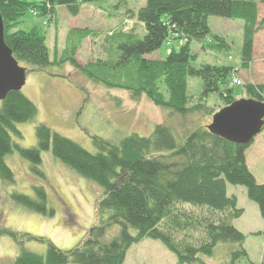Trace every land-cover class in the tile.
Masks as SVG:
<instances>
[{
    "label": "trees",
    "instance_id": "16d2710c",
    "mask_svg": "<svg viewBox=\"0 0 264 264\" xmlns=\"http://www.w3.org/2000/svg\"><path fill=\"white\" fill-rule=\"evenodd\" d=\"M92 2L0 0L4 42L23 68L45 70L68 64L94 84L125 91L135 101L145 97L165 110L168 118L179 116L180 125L187 117H212L215 107L207 105L211 94L219 98L222 107L236 101L229 85L234 69L229 65L194 67L197 57L190 46L210 36V17L241 21L240 67L248 69L253 60L254 37L264 29V22H258L257 2L144 0L143 6L126 12L127 19L141 26V33L143 29L142 38L141 33L121 28L105 34L87 29L70 30L64 51L52 58L46 36L39 27L11 32L26 12L43 18L56 29L57 8L63 7L75 18L84 4ZM259 2L264 6V0ZM89 38H102L105 60L81 67L75 52ZM212 38L215 41L212 46L219 51L230 49L220 37ZM170 39L182 42L177 52L170 51L164 61L144 59ZM102 68L113 75H125V81L113 84L101 79L98 72ZM190 78L201 81L202 92L196 101L187 93ZM243 86L247 99L264 103L262 86ZM0 103L2 183H14L13 173L5 163L7 155L17 152L28 161L31 172L43 178L41 154L50 151L55 159L102 190L95 204V225L72 249L63 251L44 238L0 226V236L12 239L19 249L11 264H123L128 250L146 238L160 242L176 257L177 264H208L205 259L213 256L219 244L227 246L228 261L222 264H253L244 248L245 241L249 236H264V233L246 235L236 229L234 221L243 211L238 208L236 197L227 194L228 186L243 187L248 200L257 206L264 219V183L256 182L245 160V152L253 141L245 146L235 145L210 134L204 125L177 131L167 122L156 125L149 136L130 134L118 144L96 141L99 152L90 154L39 124L35 128L36 145L21 148L12 140L21 138L16 125L33 122L37 109L21 91L8 93ZM33 191L34 197L13 193L12 200L28 212L53 217L43 187H34ZM115 226L119 233L108 240L106 234ZM28 242L45 245V255L28 251L25 248ZM260 264H264V252Z\"/></svg>",
    "mask_w": 264,
    "mask_h": 264
},
{
    "label": "rangeland",
    "instance_id": "374dc122",
    "mask_svg": "<svg viewBox=\"0 0 264 264\" xmlns=\"http://www.w3.org/2000/svg\"><path fill=\"white\" fill-rule=\"evenodd\" d=\"M253 1L258 3V22H264V6L259 0ZM143 4L144 0H93L92 3L84 4L75 18L63 7L57 8L56 29L49 23L46 24L43 18L26 12L11 32L18 30L27 32L33 27H39L46 36L52 58L64 51L70 30L87 29L105 34L121 28L127 32L140 34L141 26L134 20L127 19L126 12L135 11ZM208 27L210 36L193 42L190 46L192 54L197 57L192 65L196 68L205 64L231 66L234 70L229 85L233 88V96L237 101L247 99L244 84L264 88V29H260L254 37L252 63L248 69H242L240 67L242 22L210 17ZM143 35L142 29L140 38ZM213 36L220 37L230 49L219 51L212 46L215 44ZM181 43L178 39H170L160 50L144 56V59L164 61L170 51L179 50ZM103 46L102 38L82 41L75 52L79 66L84 67L105 60ZM25 70L26 81L21 93L34 104L37 116L33 122L16 125L21 138L13 137L12 140L21 148L36 145L35 128L39 124L45 125L52 132L72 141L88 153L96 154L99 152L96 141L118 144L130 134L149 136L159 124L170 122L177 131H180L192 125L207 126L211 123V116L195 115L182 121L184 126L182 127L180 125L182 119L179 116L173 115L168 118L165 110L156 107L145 97L135 101L125 91L107 89L94 84L80 70L68 64L52 66L45 70L25 66ZM101 70L98 76L113 84L122 83L126 79L125 75H113L112 71L104 68ZM234 78L240 85L232 84ZM201 92V81L198 78H190L188 96L196 101ZM207 105L215 107L216 112L224 108L215 94L208 96ZM259 135L254 138L255 143H258ZM5 163L13 173L14 183L6 184L0 181V226L13 232L44 238L63 251L74 248L95 225L94 209L102 190L55 159L50 151L41 154L40 170L43 178L31 172L28 161L22 159L17 152L7 155ZM34 187H43L45 190L47 208L54 211L53 217L28 212L12 200L13 193L34 197ZM228 188L230 191L238 187ZM234 193L239 195L238 192ZM238 200L246 213L235 226L241 231H246L245 229L258 231L257 224L253 223L252 211L242 203V199L238 197ZM118 233L119 228L115 226L107 232L106 238L112 239ZM25 248L42 256L46 253V246L38 242H28ZM244 248L250 262L261 263L264 252L262 235L247 237ZM18 253L19 249L12 239L0 236V264H11ZM205 260L208 264H222L228 261L227 246L219 244L214 249L213 256ZM123 264H177V260L160 242L146 238L128 250Z\"/></svg>",
    "mask_w": 264,
    "mask_h": 264
},
{
    "label": "water",
    "instance_id": "95a60500",
    "mask_svg": "<svg viewBox=\"0 0 264 264\" xmlns=\"http://www.w3.org/2000/svg\"><path fill=\"white\" fill-rule=\"evenodd\" d=\"M26 81V70L12 56L4 42L0 15V102L10 92H20ZM264 127V103L253 99L236 100L216 112L206 130L229 143L249 145Z\"/></svg>",
    "mask_w": 264,
    "mask_h": 264
},
{
    "label": "crops",
    "instance_id": "0c3cea01",
    "mask_svg": "<svg viewBox=\"0 0 264 264\" xmlns=\"http://www.w3.org/2000/svg\"><path fill=\"white\" fill-rule=\"evenodd\" d=\"M259 137H261V138H259ZM248 157H249V159H248ZM263 159H264V129L261 132V134L258 136V143H255V141L253 140V144L245 152V160H246L247 168L251 172V174L254 176V178L258 184L264 183V160ZM234 192H238L239 195H236V193H234ZM227 194H228V196L236 197L237 206L239 209H242V207L239 204L238 197L240 198V200L242 199V203L245 206H247L248 208H250V210L253 213V216H254L253 217V223L255 225L257 224V226H258L257 227L258 231H249V229H245L246 231H241V230H239V228H237L235 226L236 222L240 221V219L246 213L245 209H242V211H243L242 216L239 219L234 221V226L236 227V229L238 231H240L241 233L246 234V235L262 233L264 230V219L261 218L257 206L252 204V203H249L247 201L248 198L246 200L247 196H246V191L244 190V188H241V187L232 188L229 191V188L227 187ZM255 225H254V227H255ZM263 239H264V236H263Z\"/></svg>",
    "mask_w": 264,
    "mask_h": 264
},
{
    "label": "built area",
    "instance_id": "2783aa9c",
    "mask_svg": "<svg viewBox=\"0 0 264 264\" xmlns=\"http://www.w3.org/2000/svg\"><path fill=\"white\" fill-rule=\"evenodd\" d=\"M232 84L238 86V85H240V82L234 78Z\"/></svg>",
    "mask_w": 264,
    "mask_h": 264
}]
</instances>
